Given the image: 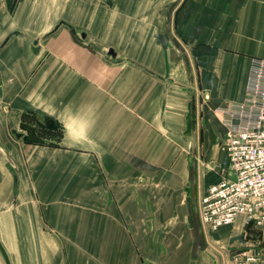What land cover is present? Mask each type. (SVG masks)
Wrapping results in <instances>:
<instances>
[{
    "label": "crops",
    "instance_id": "crops-1",
    "mask_svg": "<svg viewBox=\"0 0 264 264\" xmlns=\"http://www.w3.org/2000/svg\"><path fill=\"white\" fill-rule=\"evenodd\" d=\"M254 59L264 0H1L10 263L232 264L251 251L264 264V223L211 230L198 215L228 165L217 111L244 98Z\"/></svg>",
    "mask_w": 264,
    "mask_h": 264
},
{
    "label": "built area",
    "instance_id": "built-area-1",
    "mask_svg": "<svg viewBox=\"0 0 264 264\" xmlns=\"http://www.w3.org/2000/svg\"><path fill=\"white\" fill-rule=\"evenodd\" d=\"M226 135L221 150L227 168L216 184L200 197L198 215L203 226L217 230L246 216L264 223V60L254 59L244 98L218 109ZM232 264H261L257 253L243 251Z\"/></svg>",
    "mask_w": 264,
    "mask_h": 264
},
{
    "label": "rangeland",
    "instance_id": "rangeland-1",
    "mask_svg": "<svg viewBox=\"0 0 264 264\" xmlns=\"http://www.w3.org/2000/svg\"><path fill=\"white\" fill-rule=\"evenodd\" d=\"M28 123L30 124V126L32 124L34 125L33 121L28 122ZM36 123H39V122L36 121ZM40 124L42 125V128H44V127L47 128L46 131L49 132V133L44 134L45 135L44 137H46L44 139H47V141H46L47 143L49 141L48 139H54V140L57 139V137L59 136V131L57 129L58 127H56L55 124H53L49 121L48 122H40ZM27 127H29V126H27ZM27 127H26V129H28ZM26 129L23 128V131H25ZM14 131L18 132L16 130H14ZM14 131L9 129L7 132L8 135L4 139H7V140L9 139L10 141H16L17 137L15 136ZM50 136H51V138H49ZM37 137L38 136H36V135L34 136L33 134H29V137H26V139L27 140L39 139ZM2 140H3V138L0 137V170H3L5 175L3 176V174H0V212L2 209L1 207L3 205H5V203H8V202H3L2 199H7V194L10 192L9 193L10 201H14L16 191H17V189L13 188V185H12L13 179L11 176V172H13L17 175V168L12 166V160H15V156L12 153L10 154V152H8V151H3L4 149L2 146ZM5 181H8V184L6 183V185H5ZM7 186L9 187V190H8ZM5 235H6V237H8L7 233ZM12 237H13V234H12ZM0 241H1L2 245L5 247V236L1 230H0ZM11 261H12L11 264H17V258L16 257L12 258Z\"/></svg>",
    "mask_w": 264,
    "mask_h": 264
},
{
    "label": "water",
    "instance_id": "water-1",
    "mask_svg": "<svg viewBox=\"0 0 264 264\" xmlns=\"http://www.w3.org/2000/svg\"><path fill=\"white\" fill-rule=\"evenodd\" d=\"M17 137H20L19 134H16ZM11 176L13 179V188L16 189L17 187V176L15 173L11 172ZM0 264H11L9 257L4 249V246L2 245L0 241Z\"/></svg>",
    "mask_w": 264,
    "mask_h": 264
},
{
    "label": "trees",
    "instance_id": "trees-1",
    "mask_svg": "<svg viewBox=\"0 0 264 264\" xmlns=\"http://www.w3.org/2000/svg\"><path fill=\"white\" fill-rule=\"evenodd\" d=\"M108 1H110V0H108Z\"/></svg>",
    "mask_w": 264,
    "mask_h": 264
}]
</instances>
